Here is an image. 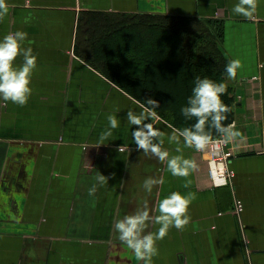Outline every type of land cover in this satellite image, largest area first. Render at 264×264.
<instances>
[{"label":"crops","instance_id":"obj_1","mask_svg":"<svg viewBox=\"0 0 264 264\" xmlns=\"http://www.w3.org/2000/svg\"><path fill=\"white\" fill-rule=\"evenodd\" d=\"M236 2L6 0L0 38L26 31L24 46L33 48L37 67L26 104L0 100V264H143L119 239L115 220L144 207L159 214L158 200L171 191L195 193L190 220L182 229L170 226L156 241L152 264H264V0L252 18L235 13ZM87 12L220 21L224 57L241 60L236 77L226 79L238 102L227 186L211 187L206 147H188L183 138L179 146L170 142L171 124L159 115L152 122L165 133L162 147L170 155L179 147L197 167L174 176L155 155L137 148L136 126L126 113H139L144 104L76 50L77 19ZM110 113L120 124L101 140ZM97 172L108 177L106 184L97 182ZM149 177L164 183L145 191ZM235 200L242 203L239 214L232 212ZM158 227L149 221L146 231Z\"/></svg>","mask_w":264,"mask_h":264},{"label":"trees","instance_id":"obj_2","mask_svg":"<svg viewBox=\"0 0 264 264\" xmlns=\"http://www.w3.org/2000/svg\"><path fill=\"white\" fill-rule=\"evenodd\" d=\"M220 29V21L196 17L87 12L77 19L76 50L138 101L157 99L156 112L171 113L172 126L190 127L196 118L186 119L180 110L196 78H228ZM221 98L230 107L221 122L228 125L234 98L227 85ZM206 130L212 139L221 135L214 127Z\"/></svg>","mask_w":264,"mask_h":264},{"label":"clouds","instance_id":"obj_3","mask_svg":"<svg viewBox=\"0 0 264 264\" xmlns=\"http://www.w3.org/2000/svg\"><path fill=\"white\" fill-rule=\"evenodd\" d=\"M258 0H237L233 5V11L245 18H252L257 10ZM8 11L6 0H0V17ZM28 33L21 29L10 31L0 38V100L11 101L18 105L28 102L32 94L31 79L33 70L37 67V56L31 46H24ZM22 57V62L17 63L16 58ZM241 65L239 58L231 59L225 66L229 78H235L237 69ZM226 92V83L217 82L208 77H197L187 97V103L182 105L181 113L186 119L196 118L190 127H172L168 134L170 142H176L179 146L181 138L183 144L196 149H204L211 142L210 132L206 129L215 128L222 134V139L227 142L235 137V122L224 125L221 122L226 119V113L230 111L229 105L222 101L221 94ZM159 101L155 98H147L139 113L128 110L126 119L136 127L132 130L133 138L137 148L146 154L152 153L162 161L174 176H188L197 167L194 160L185 157L180 152L170 155L169 151L162 147V137L165 133L154 127L153 120L158 119L156 107ZM109 127L101 134V140L112 134V129L120 124V118L115 113L107 117ZM96 180L100 185L106 184L108 177L97 172ZM164 178L149 177L144 180L145 191L151 192L156 184H163ZM97 184L88 189L89 193H95ZM195 198V193L187 194L180 191H171L157 202L159 214L150 215L147 207L138 208L132 214H125L122 218L115 220L114 228L119 239L135 253L143 264H152V257L157 254L156 241L165 238L170 226L182 229L190 220L188 214L189 205ZM149 221L158 224L155 232L146 231Z\"/></svg>","mask_w":264,"mask_h":264},{"label":"built area","instance_id":"obj_4","mask_svg":"<svg viewBox=\"0 0 264 264\" xmlns=\"http://www.w3.org/2000/svg\"><path fill=\"white\" fill-rule=\"evenodd\" d=\"M253 80H257L252 78ZM249 90L254 92V82H248ZM207 149L206 159V179L211 187L227 186L233 178V172L228 168L229 160L234 156V152L230 146V141L225 142L222 139V134L219 137L211 139ZM242 211V203L235 200L233 203L232 212L239 214Z\"/></svg>","mask_w":264,"mask_h":264},{"label":"rangeland","instance_id":"obj_5","mask_svg":"<svg viewBox=\"0 0 264 264\" xmlns=\"http://www.w3.org/2000/svg\"><path fill=\"white\" fill-rule=\"evenodd\" d=\"M142 103V102H141ZM238 102H234L233 101V106L235 105V104H237ZM142 104H144V103H142ZM161 112H162V114L161 115H159V116H161L163 119H166L168 122L170 121L171 122V119H172V117H171V113H169V112H167V111H163V110H161ZM234 112V111H233ZM164 114V115H163ZM163 115V116H162ZM219 137V136H218ZM212 139V138H211Z\"/></svg>","mask_w":264,"mask_h":264}]
</instances>
